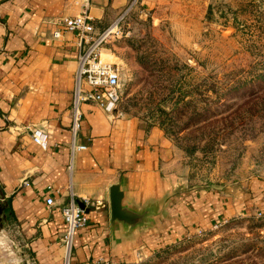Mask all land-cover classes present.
Segmentation results:
<instances>
[{
  "label": "crops",
  "instance_id": "0c3cea01",
  "mask_svg": "<svg viewBox=\"0 0 264 264\" xmlns=\"http://www.w3.org/2000/svg\"><path fill=\"white\" fill-rule=\"evenodd\" d=\"M135 2L0 0V189L3 212L27 246L26 264H64L61 206L69 198L84 207L87 223L73 234L68 264L99 257L138 264L198 228L235 217L259 216L264 229V178L249 177L231 194L192 189L157 123L84 101L75 140L86 148L71 152L70 105L86 42L56 21L85 8L98 34ZM33 127L47 133L45 146L33 140ZM115 183L128 219L111 216Z\"/></svg>",
  "mask_w": 264,
  "mask_h": 264
},
{
  "label": "rangeland",
  "instance_id": "374dc122",
  "mask_svg": "<svg viewBox=\"0 0 264 264\" xmlns=\"http://www.w3.org/2000/svg\"><path fill=\"white\" fill-rule=\"evenodd\" d=\"M140 1L101 43L121 71L116 109L163 128L192 189L231 194L264 178V0ZM4 206L0 189V264H26ZM262 224L198 228L138 264H264Z\"/></svg>",
  "mask_w": 264,
  "mask_h": 264
},
{
  "label": "built area",
  "instance_id": "2783aa9c",
  "mask_svg": "<svg viewBox=\"0 0 264 264\" xmlns=\"http://www.w3.org/2000/svg\"><path fill=\"white\" fill-rule=\"evenodd\" d=\"M87 4V3H86ZM86 6V5H85ZM121 17L116 19L108 27L98 34H93L92 16L84 8L80 13L72 16H63L56 22L60 23L64 29L77 32L80 40L86 42V47L79 53V65L76 72L75 87L73 90L71 109V125L72 134L71 152L74 149L86 148L84 143L76 142V133L81 126L82 110L81 103L84 101H93L98 103L107 111H112L117 107L121 93V71L118 64L114 61L103 59L101 56V43L108 36L110 31L118 26ZM119 29H117L118 31ZM120 31V30H119ZM60 29H54L53 35H60ZM33 140L46 145L47 133L42 128H31ZM52 189V185L47 186ZM54 199L52 196L46 197V203L52 204ZM61 214L65 223L64 242L66 247V263L70 254L73 234L78 227H82L87 223V214L83 206L75 202L73 198H69L61 206ZM261 212H257L260 215ZM221 222L213 223L212 227H217ZM200 229L197 230L199 232ZM68 248V250H67ZM137 257L143 258V254L137 251ZM94 264H114L112 261L99 257Z\"/></svg>",
  "mask_w": 264,
  "mask_h": 264
},
{
  "label": "water",
  "instance_id": "95a60500",
  "mask_svg": "<svg viewBox=\"0 0 264 264\" xmlns=\"http://www.w3.org/2000/svg\"><path fill=\"white\" fill-rule=\"evenodd\" d=\"M122 191L119 189L118 184H112L110 187V208L111 216L117 218L128 219L129 213L121 206Z\"/></svg>",
  "mask_w": 264,
  "mask_h": 264
},
{
  "label": "trees",
  "instance_id": "16d2710c",
  "mask_svg": "<svg viewBox=\"0 0 264 264\" xmlns=\"http://www.w3.org/2000/svg\"><path fill=\"white\" fill-rule=\"evenodd\" d=\"M258 76H261V77H263V73H259L258 74ZM227 90H228V88H227V86L225 87V91H215V94H220L222 97H225L229 92H227ZM216 97H220L219 95H216Z\"/></svg>",
  "mask_w": 264,
  "mask_h": 264
},
{
  "label": "bare ground",
  "instance_id": "6f19581e",
  "mask_svg": "<svg viewBox=\"0 0 264 264\" xmlns=\"http://www.w3.org/2000/svg\"><path fill=\"white\" fill-rule=\"evenodd\" d=\"M101 56H102V58H103V54L101 53ZM103 59H105V58H103Z\"/></svg>",
  "mask_w": 264,
  "mask_h": 264
}]
</instances>
